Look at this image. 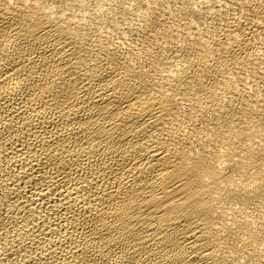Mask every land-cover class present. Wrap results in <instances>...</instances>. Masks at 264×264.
<instances>
[{
	"label": "bare ground",
	"instance_id": "1",
	"mask_svg": "<svg viewBox=\"0 0 264 264\" xmlns=\"http://www.w3.org/2000/svg\"><path fill=\"white\" fill-rule=\"evenodd\" d=\"M0 264H264V0H0Z\"/></svg>",
	"mask_w": 264,
	"mask_h": 264
}]
</instances>
